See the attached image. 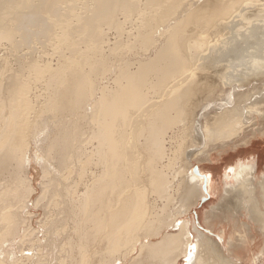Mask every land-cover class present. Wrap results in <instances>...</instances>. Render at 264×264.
Listing matches in <instances>:
<instances>
[{
    "label": "bare ground",
    "instance_id": "bare-ground-1",
    "mask_svg": "<svg viewBox=\"0 0 264 264\" xmlns=\"http://www.w3.org/2000/svg\"><path fill=\"white\" fill-rule=\"evenodd\" d=\"M259 77L264 0H0V264L16 248L69 264L75 247L90 264H264L257 160L217 181L210 153L264 136V83L239 88ZM235 171L237 231L208 223ZM203 193L211 233L185 218ZM30 205L54 217L43 243Z\"/></svg>",
    "mask_w": 264,
    "mask_h": 264
},
{
    "label": "rangeland",
    "instance_id": "rangeland-1",
    "mask_svg": "<svg viewBox=\"0 0 264 264\" xmlns=\"http://www.w3.org/2000/svg\"><path fill=\"white\" fill-rule=\"evenodd\" d=\"M253 50H252V48H248L245 51V53H250L251 54V53H253L252 52ZM260 78L261 77H259V78H252L250 80V82H248V84L247 83H246V85L243 84V86H239V88L241 87L240 88L241 90H243L245 88V86H246V89L247 88H251L252 84H250V83L256 84L257 86H259V85L262 86L263 85L262 83H264V79H263V82H261L262 79H260ZM253 80H257V81L254 82ZM239 88H237V89L239 90ZM235 90H236V88H235ZM235 90H233V91H235ZM221 96L216 97L215 99L213 97L212 101L214 100L213 102H216L217 103L221 99L224 100V98L221 97ZM198 111L201 112V108ZM202 111H205V110H202ZM207 111L208 112H211L210 109L207 110ZM200 112H199L200 118H199L198 121H200V123L203 124L205 120H204L203 115L201 114L202 112L201 113ZM203 113H207V112L205 111ZM246 135L243 138L244 140H246V143H244V144H242L240 142L241 144L238 143L239 146H237V144H236V145H234L235 147L230 144L229 146H226L223 149L221 147H218L217 149H214L215 151L214 150L213 151H210V153L213 156L216 157V160H214V161H215L216 167L218 168V170H216V172L214 174L213 179H215L217 181H220L221 175L223 173V168L226 165L227 166H232L233 164H236L237 165V164L241 163L242 164L241 167H248V166L253 165L254 160H257V179H260L262 177V175L264 176V136H260L259 135V136L252 137L253 135L251 133H248ZM248 138H251V139L248 140ZM240 145H242V146H240ZM198 146H200V145H198ZM198 149L199 150L200 149L202 150V147L200 146V147H198ZM195 154L196 153H193L192 156H190L189 160H187V163H191V164L193 163L192 164V167H191V170L192 171L194 170V168L197 165H199L201 163H204V164L206 163L207 164V162H206V160L204 158H203L204 161L203 160H199L198 157L195 156ZM31 160L33 161V158ZM32 161H31V163H33L34 165L31 164V166H30V177L33 180V185L36 187V189H38V183H39L40 172H41L40 171V166L38 164H36L34 161L33 162ZM180 163L181 162H179V161L175 162L176 165H173L172 164L171 169L172 168L177 169L176 168L177 166H180V168H182V163L181 164ZM236 171L231 175V178L229 179V181H227V184L229 185L227 187L228 195L226 196V198H224V202H225V205L224 206L227 207V208H223L221 210H217L216 211L217 214H215V216L212 218V220L209 221L208 223H210L211 225H213L215 223L214 225H216V226L217 225H221V224H230V227L228 229L229 230L235 229L237 231V230H242L243 229L242 228V221L245 220V219H244V216L241 213V211H242L241 209L242 208H238V207L236 208V207H233V205H232L233 204V201H234L235 194H238L239 193V191L236 190L237 187H238V183H239V178L237 177ZM256 193H257V191H256ZM204 195L205 194L203 193L202 196H204ZM151 197H152L151 195L148 196L149 199ZM204 197H206V198L202 199V197H199L198 200L196 199L193 202V205L190 207L189 211L185 214V218L191 220L192 221V225L194 227H196L198 230H201L203 232L209 233L210 232L209 229L205 227L206 226L205 225V222H206L207 217L209 215L208 214V211L211 210V207L216 206L219 203V199L218 198L209 197V196H204ZM23 215H25V216H23V218L25 217V221H26L27 227L33 231V237L34 238L37 237L38 240H41L42 243H43L44 242V238L43 237L45 236V233H44L45 230H43L44 228H42V221L48 219L49 216H50L49 219H51V217L54 218L53 215L48 214V216L45 217L44 216L45 214H44L43 209L40 208V207L39 208H33V205H30L29 206V209L27 210V212L24 213ZM27 215L29 217L31 216V219H29V217ZM52 220H54V219H52ZM27 221L29 223H27ZM64 223H67V221H65ZM69 223H70V220H69L68 224ZM197 223L200 225V227L197 226ZM70 227H72V225ZM64 229H65V226H64ZM161 229H165V228H161ZM34 231L36 232L37 236H36V234H34ZM37 231H38V233H37ZM255 231H257V232L255 233ZM42 235H43V237H42ZM213 235H214V240L217 241V242H219L220 240H219V238L216 237L217 236L216 233H213ZM250 235H251L250 237H252V243L255 241L254 244L256 243V245H258V244H262L263 245L264 244V236L260 232L258 233L257 226H255L254 230L251 232ZM34 238H32V239H34ZM154 239L155 238H153V240ZM34 240H36V239H34ZM26 244L27 245L25 247L26 248H30L31 243H26ZM24 245H23V247H24ZM17 249H19V248H16V251H15L16 252V255L12 259H9L8 258L9 259V261H8L9 263H7V260L8 259L5 256V258H6L5 259L6 261L4 260V263L5 264H10V263L11 264H13V263L14 264H30V263L37 264L36 263L37 262V258L35 256L34 257L31 256V254L32 255H35V253H36L35 249L33 250V252H32V250L31 251H28V254H29V256H28L29 258L28 259L25 258V257H21L20 256L21 253ZM45 249H48V248H45ZM45 249H42V251H41V255H42V252H43V254H45L46 256L45 255H42V257H41L42 262L40 264H45V263L46 264L47 263L48 264H52V262H48L49 261L48 259H49V256H50V254H49L50 253V250L48 249L49 251H47ZM72 249L74 251L73 250L71 251L72 252L71 253L72 254V258H71L70 263L73 262L72 264H90L89 262L87 263V261L85 262V260L82 261V259H83V252L82 251H79L77 247L72 248ZM255 249L256 248L254 246V247H252L251 251H255ZM251 251H250V253H251ZM73 252H75V253H73ZM25 253H26V251H25ZM18 254H19V256H18ZM32 257L34 259H36V260H34ZM14 258H15V260H13ZM30 259H31V261H30ZM130 259L126 258V261L127 262L126 261H123L125 259H121V264H128V263L129 264H133V263H131L132 260L130 261Z\"/></svg>",
    "mask_w": 264,
    "mask_h": 264
},
{
    "label": "water",
    "instance_id": "water-1",
    "mask_svg": "<svg viewBox=\"0 0 264 264\" xmlns=\"http://www.w3.org/2000/svg\"><path fill=\"white\" fill-rule=\"evenodd\" d=\"M204 187V186H203Z\"/></svg>",
    "mask_w": 264,
    "mask_h": 264
}]
</instances>
